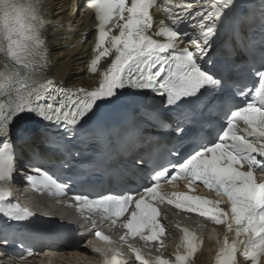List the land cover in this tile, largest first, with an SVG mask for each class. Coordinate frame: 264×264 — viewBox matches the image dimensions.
<instances>
[{
    "label": "snow or ice",
    "instance_id": "obj_1",
    "mask_svg": "<svg viewBox=\"0 0 264 264\" xmlns=\"http://www.w3.org/2000/svg\"><path fill=\"white\" fill-rule=\"evenodd\" d=\"M87 6L96 20L88 72L101 79L94 89L70 91L58 88L48 75L47 29L54 6L49 0H0V215L14 221H26L35 215L10 200L17 160L12 131L17 123L35 121L43 125L45 146L70 155L71 138L102 104H118L122 98L138 94L129 89L151 90L165 98V112L177 116V133L185 138L194 136L199 121L215 120L219 127L215 137L206 143L203 137L194 140L191 152L172 165L171 174L162 168L141 190L98 199L75 195L72 199L78 211L99 213L111 226L123 218L119 226L126 232L120 241L127 243L129 237L138 236L146 244L155 241L163 246L161 237L166 229L156 205L167 203L224 226L216 240L214 264H240L239 257L246 264H264V41L258 50L249 48L245 58L253 83L235 79L234 49L225 50L223 64L204 68L200 63L212 50L218 30L237 13L236 0H163L162 4L158 0H88ZM157 8L165 18H154ZM259 19L264 31V0ZM189 20L195 21L189 27L198 32L197 36L181 31L179 26ZM105 57H111L110 64L100 71L99 64ZM237 97L242 105L225 110V99ZM193 105L198 109L195 116L186 111ZM221 111L222 118L215 115ZM165 112H146L145 118L156 120ZM34 171L35 175L26 176L34 190L66 194V184L40 167ZM179 179L186 180L190 190L199 182L219 199L161 191L162 182ZM181 231L174 260L160 255L146 259L140 248L132 244L128 248L141 264H194L204 241L187 228ZM94 235L112 243L101 231ZM88 246L100 254L103 264H126L115 249L105 250L92 241ZM27 255L33 252L28 250Z\"/></svg>",
    "mask_w": 264,
    "mask_h": 264
},
{
    "label": "bare ground",
    "instance_id": "obj_2",
    "mask_svg": "<svg viewBox=\"0 0 264 264\" xmlns=\"http://www.w3.org/2000/svg\"><path fill=\"white\" fill-rule=\"evenodd\" d=\"M77 0H50L49 4L53 5L51 17L53 21L59 22L51 26L49 32V45L51 48L50 74L52 78L58 80L62 84L70 87L89 88L94 85L95 79L90 80L85 74V62L89 55L88 41L85 44H79L78 31L88 29L90 24L86 12L83 10L85 3L80 4L77 12L70 16L69 13L75 7ZM70 23V26H68ZM64 25V26H58ZM77 36V37H76ZM72 45H75L72 47ZM22 137V134H18ZM34 139L30 141V145H36ZM203 262H210V255L203 257ZM81 263V260L72 261L70 263Z\"/></svg>",
    "mask_w": 264,
    "mask_h": 264
}]
</instances>
